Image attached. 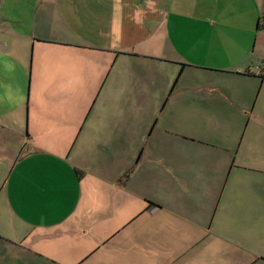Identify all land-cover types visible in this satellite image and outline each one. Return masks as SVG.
<instances>
[{
  "label": "crops",
  "instance_id": "0c3cea01",
  "mask_svg": "<svg viewBox=\"0 0 264 264\" xmlns=\"http://www.w3.org/2000/svg\"><path fill=\"white\" fill-rule=\"evenodd\" d=\"M263 18L264 0H0V79L28 96L0 80V236L12 218L49 264H264ZM31 91L88 108L55 122Z\"/></svg>",
  "mask_w": 264,
  "mask_h": 264
},
{
  "label": "rangeland",
  "instance_id": "374dc122",
  "mask_svg": "<svg viewBox=\"0 0 264 264\" xmlns=\"http://www.w3.org/2000/svg\"><path fill=\"white\" fill-rule=\"evenodd\" d=\"M1 43L3 44H0V56L9 57L10 54L8 52V49H9L8 44L4 42H1ZM9 64L10 63L7 62L6 66L9 67ZM22 66H24V64ZM26 68H27V65H26ZM28 68H30V62H28ZM13 79L14 78L9 73L4 74V76H2V78L0 79L2 82H4V86H6V89H5L6 94L1 95L2 100H6L8 102L12 100L13 103L20 102L22 106L24 105V109H27L28 108L27 91L25 92V94H20V100H19V95L10 94L12 93V90L10 88H11V80ZM49 97L50 98L48 100L47 99L42 100L40 91H31L30 97H29V107L30 106L33 107L34 105L39 106L44 112V114L49 115V116L46 115L45 117L51 120H54L55 122H62L65 119V115L62 111V108L65 105L73 104V107L78 105L80 106V108H83V107L88 108L87 105L81 104L82 96L79 95L77 97L76 93H73L67 97V95L62 96V95H59L57 93L50 91ZM94 97L95 96H93L89 104V108L94 102ZM163 111L159 110L160 116H157L158 121L165 122L169 120L170 116H169V110L167 109V107ZM257 111L262 114L264 112V105L261 106L259 104ZM242 118L244 119L246 118V116H242ZM76 119H78V116H76L73 119V121ZM254 121L255 120H252L250 124H253ZM56 129H57L56 127L50 126V128H47L46 131L49 132L51 130H56ZM66 145H68V143ZM11 221H12V218H2V223H1L2 236H0V264H49L47 259H50V257L52 256L44 255L42 251L36 252L32 250V247H33L32 242H37L38 238H33L32 236L21 238L20 236H17L15 231H10L9 226L11 225ZM17 226L21 227L23 226V224L19 223V221L17 220ZM17 242H22L24 245L27 244L29 247H31L30 251H26V250L17 251L16 253H23V254L18 257L14 256V248H11L10 246Z\"/></svg>",
  "mask_w": 264,
  "mask_h": 264
},
{
  "label": "trees",
  "instance_id": "16d2710c",
  "mask_svg": "<svg viewBox=\"0 0 264 264\" xmlns=\"http://www.w3.org/2000/svg\"><path fill=\"white\" fill-rule=\"evenodd\" d=\"M259 22H264V18H263V19H260ZM258 27H259V26H258ZM179 77H180V73L178 74L177 78L174 80V82H173V84H172V87H171V89H170L169 95H170V93L173 91V88L175 87V85H176V83H177Z\"/></svg>",
  "mask_w": 264,
  "mask_h": 264
}]
</instances>
